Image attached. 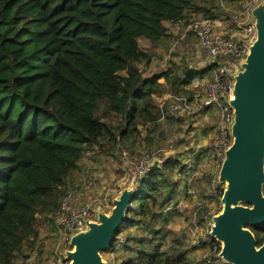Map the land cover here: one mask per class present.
<instances>
[{"label": "trees", "instance_id": "16d2710c", "mask_svg": "<svg viewBox=\"0 0 264 264\" xmlns=\"http://www.w3.org/2000/svg\"><path fill=\"white\" fill-rule=\"evenodd\" d=\"M187 11L213 17L203 0H0V264H13L38 236V214L56 211L86 150L104 148L103 139L125 144L140 124L157 125L162 78L190 94L207 73L186 69L172 79L140 67L152 55L139 38L162 41L170 23L193 20ZM117 117L119 125L106 121ZM168 163L139 177L110 251L139 215L156 216L163 186L176 190L163 172ZM249 227L262 246L264 227ZM161 247L150 242L120 264H191L186 252L168 256Z\"/></svg>", "mask_w": 264, "mask_h": 264}, {"label": "rangeland", "instance_id": "374dc122", "mask_svg": "<svg viewBox=\"0 0 264 264\" xmlns=\"http://www.w3.org/2000/svg\"><path fill=\"white\" fill-rule=\"evenodd\" d=\"M203 1L213 17L187 11L189 19L211 17L226 22L234 10L241 8L249 0ZM187 25L185 21L170 23L169 37L158 43L139 38L140 46L152 55L150 64H140L144 73L169 72L173 79L175 76L183 78L186 69L206 68V56L202 54L194 35L186 32ZM160 82L161 92L154 96L162 113L157 125L140 124L139 133L125 144L111 146L107 139H103L104 148L96 146L86 150L80 160V168L70 174L62 194L68 188L81 190L86 179L97 178L100 184L106 186L107 194L104 196L105 193L101 195V192H94L88 197L83 194L82 189L83 200L109 199L119 194L121 186L129 184L135 176L138 177L137 164L142 154L155 153L161 162L160 166L169 162V167L164 168L163 172L171 180L178 181L179 185L175 191L171 190L169 182L163 186L162 194L157 197L162 205L152 206L156 216L139 215L137 219L140 222L128 226L118 235V248L102 252L104 260L120 264L128 259H135L141 248H148L149 243L154 242L160 243L161 250L168 256L186 252L187 261L191 264H207L206 257L216 259L215 264H229L219 257L220 252L215 251L212 246L195 245V241L208 228L205 216L211 222L212 217L223 209L221 199L226 184L219 183L220 169H216L207 150L215 137L217 120L211 111L171 118L166 112L170 98L178 95L190 98L193 91L189 87L190 94L183 91L177 93L176 89L180 88L175 87L172 82H167L165 78ZM106 121L119 125L121 120L117 117ZM138 179L139 177L136 186ZM54 214L55 212L38 214V236L25 244L13 264H54L59 259H66L65 250L71 246L63 240V235L55 224ZM66 262L70 263L67 259Z\"/></svg>", "mask_w": 264, "mask_h": 264}, {"label": "water", "instance_id": "95a60500", "mask_svg": "<svg viewBox=\"0 0 264 264\" xmlns=\"http://www.w3.org/2000/svg\"><path fill=\"white\" fill-rule=\"evenodd\" d=\"M256 34L233 75L231 104L232 144L225 151L219 183L226 184L222 211L211 219V234L222 244L219 257L229 264H264V244L249 226L264 227V0L252 7ZM155 157L149 168L161 167ZM135 176L111 196L109 210L98 207L95 219L73 232L65 250L69 264H108L102 252L110 250L136 192Z\"/></svg>", "mask_w": 264, "mask_h": 264}, {"label": "built area", "instance_id": "2783aa9c", "mask_svg": "<svg viewBox=\"0 0 264 264\" xmlns=\"http://www.w3.org/2000/svg\"><path fill=\"white\" fill-rule=\"evenodd\" d=\"M257 0H249L241 8L230 14L226 22L211 17H199L192 20L186 27L187 33L194 35L202 54L206 56L205 75L195 77L190 85L193 95L174 96L167 104V114L174 118L186 115H196L199 111H211L217 120L216 134L207 150L213 158L216 169H220L225 157V151L233 141L231 124L233 108L227 98L233 92V75L237 72L239 63L245 59L249 51L248 44L253 40L256 30L252 23V7ZM156 157L155 153L144 152L137 164V176L141 177L150 169L149 165ZM220 171V170H219ZM215 181V180H214ZM88 188H95L93 179H86ZM109 210L110 198H92L86 203L77 201V192L68 188L61 197L59 206L54 214V221L63 235V240L69 242L73 232L86 225L87 220H94L98 207ZM208 228L195 245L212 246L221 252L222 244L211 234V222L205 216ZM118 247H116L117 249ZM220 259V258H219ZM222 259V258H221ZM207 264H215L216 259L205 258ZM54 264H67L66 259H59ZM108 264H119L108 262Z\"/></svg>", "mask_w": 264, "mask_h": 264}, {"label": "crops", "instance_id": "0c3cea01", "mask_svg": "<svg viewBox=\"0 0 264 264\" xmlns=\"http://www.w3.org/2000/svg\"><path fill=\"white\" fill-rule=\"evenodd\" d=\"M96 181L97 183V186L95 188H88L85 184V182L81 185L82 189H83V194L87 195L88 197H90L92 195V193L95 192V194H99L101 192V195L102 193H105V190H106V186L104 184H100V182L98 181V179H93ZM74 190H76L77 192V201L81 204V203H86L88 201H90L92 198L88 199V200H83V197L81 196V190L77 189V188H73ZM91 192V194H90ZM90 194V195H89ZM107 193L104 194V196L106 195ZM100 195V196H101ZM100 199H103V198H100Z\"/></svg>", "mask_w": 264, "mask_h": 264}]
</instances>
